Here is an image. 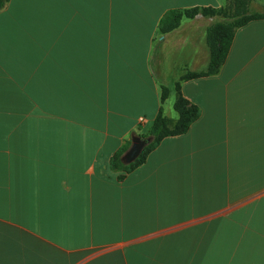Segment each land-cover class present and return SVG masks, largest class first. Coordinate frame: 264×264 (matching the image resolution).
<instances>
[{"label":"crops","instance_id":"0c3cea01","mask_svg":"<svg viewBox=\"0 0 264 264\" xmlns=\"http://www.w3.org/2000/svg\"><path fill=\"white\" fill-rule=\"evenodd\" d=\"M227 0H10L0 10V264H264V20L217 75L184 81L201 110L119 180L176 86L210 65ZM168 98L162 103V89ZM140 139V138H136ZM127 163V162H126Z\"/></svg>","mask_w":264,"mask_h":264},{"label":"trees","instance_id":"16d2710c","mask_svg":"<svg viewBox=\"0 0 264 264\" xmlns=\"http://www.w3.org/2000/svg\"><path fill=\"white\" fill-rule=\"evenodd\" d=\"M227 1L231 5L232 0ZM236 1H238V9H243L244 12H246V10L250 8L249 6L251 5V0ZM9 2L10 0H0V10L4 9ZM214 11V9L199 8H194L191 10H171L167 12L162 18L160 22V31L162 35H167L178 29L184 18L195 19L199 15H203L206 18L207 16L205 13H211ZM221 11L224 10L221 9ZM259 20H264V13L253 15L249 13H243L241 18L236 20L234 23H216L208 29L207 42L211 52V60L208 70L203 73L188 72L181 79V82L176 86L177 98L175 107L180 115L179 120L171 127L170 121L164 116L163 109H161L150 133L148 134L154 139V141L150 143L144 153H142L134 162L130 164L126 163V155L131 150L133 141L128 142L123 147H121L116 152L112 162L113 169L122 173V175L119 176V180H123L126 175L132 173L142 166L147 161L148 156L160 146L164 139L183 136L190 131L192 125L200 119L201 110L197 106L192 105L182 96L180 92L181 83L184 81L196 80L217 75L228 58L236 31L242 27H245L251 22ZM167 98L168 89L163 88L162 103H164Z\"/></svg>","mask_w":264,"mask_h":264},{"label":"rangeland","instance_id":"374dc122","mask_svg":"<svg viewBox=\"0 0 264 264\" xmlns=\"http://www.w3.org/2000/svg\"><path fill=\"white\" fill-rule=\"evenodd\" d=\"M237 2L238 1L236 0H232L230 5L227 1L226 7L222 9L224 11H221L220 9V10H215L214 12L211 13L207 12L205 13V15L207 16L206 18H217L219 20L218 23L229 24V23H234L236 20L240 19L243 13H249L251 15L264 13V0H251V5L249 6L250 8L246 10V12H244L243 9H238ZM168 120L171 123L170 124L171 127L176 123L175 121L169 118ZM140 140L144 142V146L142 147L139 156L146 151L147 147L150 145L151 142L154 141V139L149 135H143L142 137H140Z\"/></svg>","mask_w":264,"mask_h":264},{"label":"water","instance_id":"95a60500","mask_svg":"<svg viewBox=\"0 0 264 264\" xmlns=\"http://www.w3.org/2000/svg\"><path fill=\"white\" fill-rule=\"evenodd\" d=\"M143 146H144V142L142 140H140V139L134 140V144H133L131 150L126 155L127 164L134 162L138 158Z\"/></svg>","mask_w":264,"mask_h":264}]
</instances>
